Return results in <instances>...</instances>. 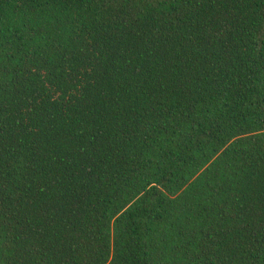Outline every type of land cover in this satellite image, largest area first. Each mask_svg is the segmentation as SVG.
I'll list each match as a JSON object with an SVG mask.
<instances>
[{
  "label": "trees",
  "instance_id": "trees-1",
  "mask_svg": "<svg viewBox=\"0 0 264 264\" xmlns=\"http://www.w3.org/2000/svg\"><path fill=\"white\" fill-rule=\"evenodd\" d=\"M0 264H264V0H0Z\"/></svg>",
  "mask_w": 264,
  "mask_h": 264
}]
</instances>
